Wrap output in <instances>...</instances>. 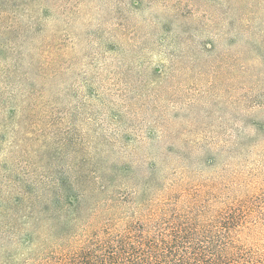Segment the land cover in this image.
Listing matches in <instances>:
<instances>
[{"label": "rangeland", "instance_id": "rangeland-1", "mask_svg": "<svg viewBox=\"0 0 264 264\" xmlns=\"http://www.w3.org/2000/svg\"><path fill=\"white\" fill-rule=\"evenodd\" d=\"M184 189L264 252V0H0V264Z\"/></svg>", "mask_w": 264, "mask_h": 264}, {"label": "trees", "instance_id": "trees-1", "mask_svg": "<svg viewBox=\"0 0 264 264\" xmlns=\"http://www.w3.org/2000/svg\"><path fill=\"white\" fill-rule=\"evenodd\" d=\"M184 190L183 198H121L127 210L109 203L114 212L105 216L77 214L75 229L55 239L42 264H264L263 250L249 241L245 199L216 206L215 195L210 201Z\"/></svg>", "mask_w": 264, "mask_h": 264}]
</instances>
